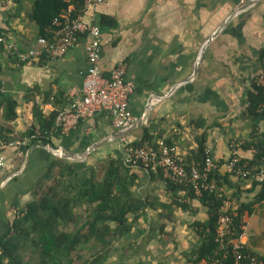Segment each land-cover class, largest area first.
I'll list each match as a JSON object with an SVG mask.
<instances>
[{"label":"crops","instance_id":"0c3cea01","mask_svg":"<svg viewBox=\"0 0 264 264\" xmlns=\"http://www.w3.org/2000/svg\"><path fill=\"white\" fill-rule=\"evenodd\" d=\"M34 2L0 0V31L22 50L38 47L39 27L31 16ZM84 15L102 31L103 73L127 65L126 79L135 85L130 100L135 122L121 135L112 118L99 113L69 133L52 130L50 144L82 153L111 136L88 158L124 157V142L142 140L144 127H152L158 140L176 144L186 157L198 153L203 143L223 163L231 156L234 139L243 143L242 159L264 152V112L249 111L250 94L264 73V0H107ZM89 43L90 37L83 35L61 58L43 55L25 63L6 48L0 51V88L19 105L15 120L5 121L0 113L3 134L11 137L0 140L27 141L3 150L0 235L32 200L33 189L56 157L27 134L36 124L34 105L45 115L69 105L68 91L83 86L89 69ZM146 116L143 125L134 127ZM220 169L227 171L225 166ZM134 171L139 175L136 189L157 206L147 209L143 223L129 237L134 256L126 264H208L189 256L204 239L197 223L210 219L209 207L183 187L174 192L161 171L141 166ZM232 181L234 187L224 185L231 199L227 206L253 203L254 211L244 215L246 234L241 240L264 261V199L259 200L264 187L253 178L233 176ZM177 194L186 206L175 202Z\"/></svg>","mask_w":264,"mask_h":264},{"label":"trees","instance_id":"16d2710c","mask_svg":"<svg viewBox=\"0 0 264 264\" xmlns=\"http://www.w3.org/2000/svg\"><path fill=\"white\" fill-rule=\"evenodd\" d=\"M83 2L35 0L31 16L39 27L40 36L53 40L56 17L62 16L71 6H75L77 13ZM4 48L0 42V51ZM249 101L250 113L260 112L264 105V87L255 83ZM18 106L14 96L0 88V113L5 121L18 117ZM58 113L45 115L39 105H34L36 124L27 133L33 142H50L48 136L56 129ZM151 131L152 127H144L142 140L129 142L133 146L157 145L159 136ZM3 133L0 123V139L10 141L11 137ZM34 135L37 137L33 138ZM205 157L206 146L202 143L199 152L187 157V161L202 166ZM243 163L255 174L264 164V152L255 154L253 159H244ZM138 178L134 167L122 156L109 155L94 161L91 156L86 161L54 157L46 176L33 189L32 200L18 210L8 230L0 235V264H126L134 256V243L129 237L137 225L143 223L147 209L157 206L136 189ZM232 178L228 171L213 170L211 179L216 188L204 191L202 196L188 186L171 183L174 192L183 187L189 196L200 197L210 209V219L197 223L204 239L189 256L194 262L206 259L208 264H215L217 260L219 264H234L233 244L228 240L241 237L244 215L252 213L254 207L253 203H239L237 208L227 206V200L231 199L224 185L234 187ZM250 178L255 180V185L264 187V181L254 176ZM239 194L234 195L240 198ZM262 199L264 189L259 200ZM174 200L186 206L180 195ZM222 214L233 218V230L225 243L216 239L217 222Z\"/></svg>","mask_w":264,"mask_h":264},{"label":"built area","instance_id":"2783aa9c","mask_svg":"<svg viewBox=\"0 0 264 264\" xmlns=\"http://www.w3.org/2000/svg\"><path fill=\"white\" fill-rule=\"evenodd\" d=\"M106 1L84 0L77 13H75V8H69L62 16L56 17L53 40L40 36L37 48L22 50L16 42L9 40L0 31V42L23 63L39 60L43 55L52 59L61 58L79 42L81 36L90 37L88 46L89 69L83 86L68 91L72 97V102L59 110L56 118V130L61 131V133L71 132L83 120L93 118L99 113L109 115L115 127L120 130L132 126L135 122V116L130 107L135 85L126 79L127 65L125 63L118 65L111 71L110 75L106 76L103 73L100 61L102 31L99 25L88 22L84 15L88 8L96 7ZM257 84L264 87V73L258 77ZM263 110L264 105L260 108V111L263 112ZM34 137L37 136L34 135ZM25 144H27L25 139L17 142L0 140V166L6 164L3 150L7 146ZM242 144V141L234 139L230 144L231 156L223 163L213 157L210 149H206V157L202 166L196 162L189 164L186 155L179 150L178 146L168 143L164 139L159 140L157 145L148 143L145 146H133L129 141H125L123 147L124 158L129 165L161 171L167 182L188 186L198 196H202L204 191H213L216 188V183L211 179V173L221 166H225L226 170L234 177L248 179L254 176L257 180L264 181V164L258 167L254 174L247 167V164L243 163L244 159L240 156ZM232 230V216L229 214L220 215L216 229L217 241L225 243L231 236ZM245 234L246 232L243 230L239 240L233 238L228 240L229 243L233 244L234 264H264V261L251 252L246 243L241 240ZM215 264H219V260Z\"/></svg>","mask_w":264,"mask_h":264},{"label":"water","instance_id":"95a60500","mask_svg":"<svg viewBox=\"0 0 264 264\" xmlns=\"http://www.w3.org/2000/svg\"><path fill=\"white\" fill-rule=\"evenodd\" d=\"M249 5H251V3H249L248 6ZM146 119H147V116L142 118V119H139L134 124V127L143 125L146 122ZM131 129H132V127L128 128V129L120 130L119 134L126 135L131 131ZM110 139H111V136L105 137L104 139L97 141V142L93 143L92 145H90L88 147V149L82 153L72 152V151H69L65 148L58 147V146H55L54 144H50V143L38 142L37 144L41 147L47 148L52 153H54L56 156L68 158V159L76 160V161H86L88 159V156L90 153H92L95 149L99 148L100 146L104 145L105 143H107Z\"/></svg>","mask_w":264,"mask_h":264},{"label":"rangeland","instance_id":"374dc122","mask_svg":"<svg viewBox=\"0 0 264 264\" xmlns=\"http://www.w3.org/2000/svg\"><path fill=\"white\" fill-rule=\"evenodd\" d=\"M91 159L94 161V158L91 157ZM88 160V159H87Z\"/></svg>","mask_w":264,"mask_h":264}]
</instances>
